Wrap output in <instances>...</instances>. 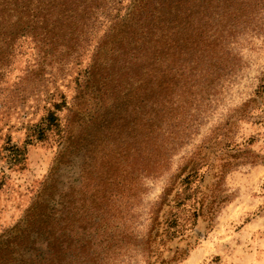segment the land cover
<instances>
[{
    "label": "rangeland",
    "instance_id": "rangeland-1",
    "mask_svg": "<svg viewBox=\"0 0 264 264\" xmlns=\"http://www.w3.org/2000/svg\"><path fill=\"white\" fill-rule=\"evenodd\" d=\"M95 42V38L83 42L80 52L49 65L43 63L45 53L32 39L14 43L0 79V233L24 219L59 150L57 134L29 140V127L53 108V101L65 99L57 110L65 130L56 131L68 137L70 150L55 170V198L71 196L79 213L93 205L94 213L110 223L102 227L115 224L117 231H123L129 225L125 219L140 212L145 215L170 173L188 159H203L201 171L209 163L220 166L228 159L216 185V194L226 200L212 219L198 220L188 244L181 242L188 251L176 264H264V92L254 93L264 70V26L242 30L230 45L227 67L211 86L202 84L197 96L186 88L174 91L172 132L169 137L162 135L170 141V165L154 178L144 177L138 168L136 80L119 76L111 82L109 74L104 87L86 81ZM108 72L102 69L98 76ZM8 141L26 147L22 167L9 164L4 151ZM240 148L244 151L237 158L225 157L229 149ZM256 153L262 160L252 163L251 155ZM206 182H211L209 176ZM132 230L134 242L145 225L139 223ZM96 242L106 246L109 241L102 234ZM122 245L123 249L115 246L105 264H143L126 250L124 240Z\"/></svg>",
    "mask_w": 264,
    "mask_h": 264
},
{
    "label": "trees",
    "instance_id": "trees-1",
    "mask_svg": "<svg viewBox=\"0 0 264 264\" xmlns=\"http://www.w3.org/2000/svg\"><path fill=\"white\" fill-rule=\"evenodd\" d=\"M262 26L264 0H0V79L16 40L35 41L45 53L43 63L49 65L80 52L83 42L95 38L86 81L104 87L110 75L111 82L119 76L136 80L138 168L144 177L154 178L170 165V141L162 135L172 132L174 91L186 88L197 96L202 84L211 86L227 67L230 45L242 30ZM102 69L109 71L106 76H98ZM259 79L257 95L264 92V70ZM65 103L53 101V108L29 127V140L57 134L59 150L24 219L0 233V264H105L115 246L123 249V240L143 264H176L188 251L181 242L188 244L198 220L212 219L226 200L216 194V185L230 161L209 163L201 171L203 159H188L170 173L145 215H130L123 231L115 224L102 227L110 223L94 213L93 205L79 213L71 196H54L55 170L70 150L68 137L56 131L63 128L57 110ZM4 151L10 165L22 167L25 146L8 141ZM229 151L225 157L237 158L244 150ZM251 158L252 163L262 160L257 153ZM208 176L211 182H206ZM139 223L145 231L131 242ZM102 234L108 238L106 246L96 242Z\"/></svg>",
    "mask_w": 264,
    "mask_h": 264
}]
</instances>
